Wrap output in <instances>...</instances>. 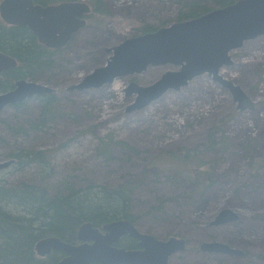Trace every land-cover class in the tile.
<instances>
[{
	"label": "rangeland",
	"instance_id": "374dc122",
	"mask_svg": "<svg viewBox=\"0 0 264 264\" xmlns=\"http://www.w3.org/2000/svg\"><path fill=\"white\" fill-rule=\"evenodd\" d=\"M100 1L86 27L53 52V68L27 79L53 89L52 113L38 96L0 111V163L15 161L11 154L25 148L50 156L25 168L15 161L0 172V186L31 184L55 194L130 182L136 227L187 242L169 264H264V35L232 51V65L220 71L248 95L252 109H240L231 89L206 73L130 111L137 98L126 92L131 82L149 86L180 67L150 66L100 88L77 86L106 66L107 49L142 35L147 25L158 30L180 22L185 0ZM226 209L238 220L212 226ZM204 242L245 254L203 253Z\"/></svg>",
	"mask_w": 264,
	"mask_h": 264
},
{
	"label": "water",
	"instance_id": "95a60500",
	"mask_svg": "<svg viewBox=\"0 0 264 264\" xmlns=\"http://www.w3.org/2000/svg\"><path fill=\"white\" fill-rule=\"evenodd\" d=\"M91 7L85 2H62L42 6L34 0H1L0 17L9 26H26L39 42L50 49L65 48L73 36L87 25L85 16ZM264 35V0H238L213 9L200 17L180 21L126 39L107 49L112 56L106 66L87 75L78 89L100 88L116 79L141 74L150 66L174 65L178 71L166 72L149 86L131 82L127 94H137L130 111L140 110L160 98L170 89L180 90L195 77H210L231 89L240 109H252L253 102L238 86L220 75L225 66L232 65L231 52L243 47L246 41ZM18 66L17 60L0 51V74ZM53 89L28 80H19L11 91L0 94V111L5 107L24 102L36 96L51 94ZM15 161L0 163V172ZM238 215L226 209L221 211L212 226L226 225L238 220ZM123 237L137 241V249L118 247ZM77 244L58 237L41 239L36 245L40 257L54 251L65 254L56 264H169L170 258L187 248L183 238L172 236L161 240L142 233L135 224L118 219L96 228L84 223L77 235ZM203 253L243 257L244 251L222 242H204Z\"/></svg>",
	"mask_w": 264,
	"mask_h": 264
},
{
	"label": "trees",
	"instance_id": "16d2710c",
	"mask_svg": "<svg viewBox=\"0 0 264 264\" xmlns=\"http://www.w3.org/2000/svg\"><path fill=\"white\" fill-rule=\"evenodd\" d=\"M1 1V0H0ZM47 6L61 2H84L82 0H34ZM93 13L102 7L100 0H86ZM238 0H185L179 14V21L194 19L213 10L225 7ZM87 3V2H85ZM156 29L147 25L142 34ZM0 51L14 57L18 66L0 74V93L11 91L19 80L39 78L53 68V51L41 44L26 26H8L0 18ZM44 108L51 114L49 105L51 94L38 96ZM26 101L16 103L21 107ZM48 119V116L43 120ZM18 167L25 168L33 163H49L48 151L19 149L12 153ZM127 183L117 189L105 186H92L86 189H70L68 193L52 194L43 187L22 184L15 188L0 186V264H56L64 253L54 251L51 255L40 257L36 252L37 243L47 237H58L62 241L77 244L80 227L87 222L101 228L108 222L126 219L135 224L133 213V189ZM12 206V207H11ZM13 206L21 212L13 211ZM129 250L137 249V241L123 237L117 244ZM97 264V263H95Z\"/></svg>",
	"mask_w": 264,
	"mask_h": 264
},
{
	"label": "flooded vegetation",
	"instance_id": "af4514ba",
	"mask_svg": "<svg viewBox=\"0 0 264 264\" xmlns=\"http://www.w3.org/2000/svg\"><path fill=\"white\" fill-rule=\"evenodd\" d=\"M35 4H37V3H35ZM57 4H59V3H57ZM57 4H52V5H57ZM47 6H49V5H47ZM48 49H50V48H48ZM50 50H52L53 52L58 51L57 49H50Z\"/></svg>",
	"mask_w": 264,
	"mask_h": 264
}]
</instances>
